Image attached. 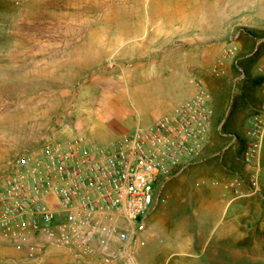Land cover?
I'll return each mask as SVG.
<instances>
[{"label": "rangeland", "instance_id": "rangeland-1", "mask_svg": "<svg viewBox=\"0 0 264 264\" xmlns=\"http://www.w3.org/2000/svg\"><path fill=\"white\" fill-rule=\"evenodd\" d=\"M161 30L174 51L148 53L139 73L124 50ZM160 57L212 114L199 156L147 215L140 263L264 264V0H0V177L71 119L83 126L69 136L96 145L101 126H147ZM89 102L124 117H84ZM14 251L0 238V264H23Z\"/></svg>", "mask_w": 264, "mask_h": 264}, {"label": "built area", "instance_id": "built-area-1", "mask_svg": "<svg viewBox=\"0 0 264 264\" xmlns=\"http://www.w3.org/2000/svg\"><path fill=\"white\" fill-rule=\"evenodd\" d=\"M211 114L200 88L108 145L49 139L23 151L0 177V238L32 262L63 248L99 264H141L147 215L199 156Z\"/></svg>", "mask_w": 264, "mask_h": 264}, {"label": "crops", "instance_id": "crops-1", "mask_svg": "<svg viewBox=\"0 0 264 264\" xmlns=\"http://www.w3.org/2000/svg\"><path fill=\"white\" fill-rule=\"evenodd\" d=\"M175 32H166L165 30H161L158 33L151 34L152 38L143 43L136 44L124 50L126 53H138L137 60L140 62V66L137 67L138 72H142L147 64L142 60L147 57L148 53L151 52H159V51H169L167 46L174 45L172 52L177 45V40H174ZM204 36H213L214 31L212 29H207L204 33ZM169 36V38H165ZM172 58V56H170ZM170 57H160V59L156 60L154 77L151 81L152 84L157 85L159 95L157 99H153L151 96H146L147 99L152 100L150 102L149 108L150 113L146 116H151L150 120H148L147 126L143 127L141 125L142 118L138 121L136 127H122L123 132L117 134L112 126H101L98 132V138L102 139L101 145L91 144L88 140L81 134H75L74 136H69V131L73 128L80 129L82 128V124L80 120L77 125L69 120V124L62 130L59 139H54V141H69L72 139H82L85 143L94 146H105L110 144L113 141L118 140L122 136L129 134L138 129H146L150 128L154 125L155 121L161 117L162 115L171 112L176 106L180 103L188 100L192 96L196 94V88L190 81L182 80L179 76V72L175 69L176 63ZM130 65V64H129ZM144 96V95H143ZM145 98V100H147ZM148 101V100H147ZM98 104H92V102L88 103V106L85 110H82L83 116H97L103 117L104 113L110 112L108 114L112 116H123V111L118 106L113 109L108 110L100 109ZM164 110V112H162ZM107 115V114H105ZM124 117V116H123ZM66 135V136H65ZM1 250L5 251L6 249L2 248ZM15 250V249H14ZM14 258H9L13 260L22 261L23 264H99L95 262H90L89 260L81 259L71 252L67 251L63 248H53L49 252H47L44 257L39 262H32L26 258V253L15 250L12 254Z\"/></svg>", "mask_w": 264, "mask_h": 264}]
</instances>
